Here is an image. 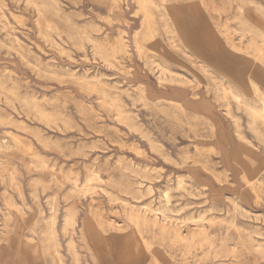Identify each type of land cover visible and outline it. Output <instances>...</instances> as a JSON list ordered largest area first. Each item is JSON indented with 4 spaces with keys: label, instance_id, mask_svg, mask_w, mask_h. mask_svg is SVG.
<instances>
[{
    "label": "rangeland",
    "instance_id": "374dc122",
    "mask_svg": "<svg viewBox=\"0 0 264 264\" xmlns=\"http://www.w3.org/2000/svg\"><path fill=\"white\" fill-rule=\"evenodd\" d=\"M259 46L264 0H0V264H264Z\"/></svg>",
    "mask_w": 264,
    "mask_h": 264
},
{
    "label": "bare ground",
    "instance_id": "6f19581e",
    "mask_svg": "<svg viewBox=\"0 0 264 264\" xmlns=\"http://www.w3.org/2000/svg\"><path fill=\"white\" fill-rule=\"evenodd\" d=\"M155 2V1H154ZM240 2V1H239ZM242 3H243V1H242ZM152 4V3H151ZM157 5V4H156ZM155 6V5H154ZM157 7H158V5H157ZM161 7V6H160ZM157 9H159V8H157ZM161 9V8H160ZM159 9V10H160ZM162 10V9H161ZM164 11V10H163ZM160 14V13H159ZM165 14V13H164ZM154 15V14H153ZM152 15V16H153ZM145 17V16H144ZM147 17V16H146ZM150 19V18H149ZM153 19H154V17H153ZM163 20V19H162ZM153 21H155V20H153ZM240 23V22H239ZM144 24V23H143ZM149 24V23H148ZM154 24V23H153ZM169 24V23H168ZM239 25V24H238ZM251 26V25H250ZM164 27H166L167 28V23L165 22L164 23ZM169 28V27H168ZM167 28V29H168ZM249 30V29H248ZM167 31H169V30H167ZM242 31V30H241ZM251 31V30H250ZM259 31V30H258ZM241 33V32H240ZM249 33V32H248ZM247 33V34H248ZM147 34V33H146ZM152 34V33H151ZM244 34V33H243ZM149 35V34H148ZM153 35H154V33H153ZM240 36H242L241 34H239ZM88 36V35H87ZM137 36V35H136ZM151 36V35H150ZM263 36V35H262ZM153 37V36H152ZM150 40V39H149ZM96 41V40H95ZM235 46H237V45H235ZM234 46V47H235ZM257 46V45H256ZM248 47V46H247ZM237 48H239V47H235V49H237ZM259 48V50L260 51H262L263 52V55H262V58L264 59V47L262 48L261 46H259L258 47ZM99 51V50H98ZM259 53H261V52H259ZM189 56V55H188ZM151 57V56H150ZM104 61V60H103ZM200 64V63H199ZM206 66V65H205ZM204 66V67H205ZM203 67V66H202ZM203 67V68H204ZM161 68H162V66H161ZM162 69H164V68H162ZM216 79V78H215ZM223 84V83H222ZM223 86V85H222ZM112 88V87H111ZM230 90H231V88H230ZM230 90H228V92L229 93H231L230 92ZM131 91V90H130ZM220 92H222V91H220ZM227 92V93H228ZM235 92V91H234ZM253 92H254V94H256V96H257V98H259V100H260V102H259V104H257V105H255V106H252V105H250L249 103H247V102H245V101H243V98L241 99V101L244 103V108H245V111L247 112V114L248 115H253V114H258V118H255V119H251L250 117V121H249V124L251 125V127L250 128H252V130L255 132V133H257V134H259L260 136H261V138H262V140L264 141V94L262 93V91H261V89L259 88V85L258 84H255V87L253 88ZM226 93V92H225ZM228 93V94H229ZM236 93V92H235ZM246 93H248V91H246ZM223 94V93H222ZM222 97V96H221ZM226 97H228V96H226ZM223 98V97H222ZM229 98V97H228ZM227 98V99H228ZM240 98V97H239ZM226 99V98H225ZM227 101V100H226ZM229 104L230 103H225V107H226V109H228L229 108ZM230 109V108H229ZM245 113V112H244ZM234 114V113H233ZM232 114V115H233ZM236 115V114H235ZM234 115V116H235ZM247 116V115H246ZM232 118V117H231ZM248 118V119H249ZM233 120V119H232ZM241 121V120H240ZM28 125V124H27ZM236 125V124H235ZM248 127H249V125H248ZM237 128H239L238 126H237ZM29 129V128H28ZM242 129V128H241ZM250 130V129H249ZM251 130V131H252ZM235 131H236V129H235ZM238 131H240V130H238ZM242 131V130H241ZM240 135V134H239ZM241 136L243 137V134H242V132H241ZM253 146V145H252ZM62 178V177H61ZM135 182V181H134ZM110 195V194H109ZM112 197V196H111ZM53 208V207H52ZM74 215L75 214H73V212H70V211H68L65 215H64V217H65V224H72V223H74V221H75V217H74ZM102 216V215H101ZM103 217V216H102ZM50 221L49 222H51V225L52 224H54L55 223V220L57 219V218H55V213H53L51 216H50ZM105 219H106V217H105ZM111 223V222H110ZM49 225H50V223H49ZM53 226V225H52ZM49 227V226H48ZM54 227V226H53ZM52 227V228H53ZM51 228V227H50ZM55 228V227H54ZM188 228V227H187ZM48 230V229H47ZM46 230V231H47ZM52 231V230H51ZM48 233V232H47ZM49 233H51V232H49ZM55 233H56V230H55ZM47 235V234H46ZM48 237V236H47ZM53 239V238H52ZM48 241V240H47ZM47 241H45V242H47ZM50 241V240H49ZM55 242H57V241H55ZM144 243V242H143ZM144 244H146V243H144ZM54 245V244H53ZM52 245V247L54 248V246ZM146 246V245H145ZM54 250H56V249H54ZM257 250V249H256ZM247 251V250H246ZM261 251V250H260ZM54 252H56V251H54ZM259 252V251H258ZM76 253V252H75ZM75 253H74V255H75ZM76 255H77V253H76ZM74 257V256H73ZM77 257V256H76ZM77 260V259H76ZM77 261H79V260H77ZM76 261V262H77ZM78 263V262H77ZM59 264V263H58Z\"/></svg>",
    "mask_w": 264,
    "mask_h": 264
}]
</instances>
